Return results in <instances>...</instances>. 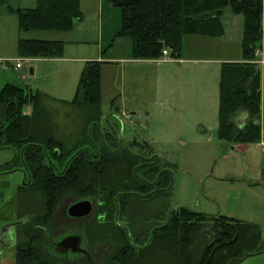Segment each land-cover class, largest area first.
I'll return each instance as SVG.
<instances>
[{
    "label": "trees",
    "instance_id": "1",
    "mask_svg": "<svg viewBox=\"0 0 264 264\" xmlns=\"http://www.w3.org/2000/svg\"><path fill=\"white\" fill-rule=\"evenodd\" d=\"M108 1L120 9L121 26L114 38H130L133 58L143 60L158 59L166 49L180 58L187 35L221 36V16L228 5L243 14V61L222 67L219 134L233 144L262 141L264 122L258 118L264 84L261 69L250 60L256 49L264 48V0ZM10 10L23 32L70 31L84 16L80 0H36L35 7ZM64 48L63 40L19 38L20 56L60 58ZM103 63L87 60L74 98L57 100L86 111L78 136L60 132L47 105L55 100L49 94L11 82L0 89V149L14 151L0 170L23 171L16 203L34 197L39 205L31 212H17L24 221L18 228L15 264H240L262 253L258 223L171 207L175 164L146 142H124L116 132L102 130ZM242 115L243 123L238 120ZM67 198L95 201L94 214L77 221L72 230L82 236L86 254L66 256L52 235Z\"/></svg>",
    "mask_w": 264,
    "mask_h": 264
},
{
    "label": "rangeland",
    "instance_id": "2",
    "mask_svg": "<svg viewBox=\"0 0 264 264\" xmlns=\"http://www.w3.org/2000/svg\"><path fill=\"white\" fill-rule=\"evenodd\" d=\"M5 4L0 5V59L20 57L21 37L50 39L60 36L56 30L20 31L17 14ZM105 18L106 29L112 34L109 39L115 40V47L110 45L112 40L105 41L101 52L94 45L65 47L62 57L66 60L36 61L35 75L30 74L28 64L17 71L10 64L12 62L0 61V89L11 82L28 85L56 99L69 101L75 96L87 60L75 62L67 60L68 57L94 59L100 55L98 60L102 61L111 56L134 59L131 39L114 38L121 26L120 9L114 7L106 12ZM262 19L264 27V9ZM221 22L224 33L219 37L185 36L180 58H174L166 49L168 54L163 53L158 59L104 61L101 70L102 116L99 123L103 131L116 132L124 142H146L158 156L175 164L171 207L185 206L200 212L203 207L214 210L222 208L231 212L223 214L258 223L264 237V204L256 210L254 205L255 201L264 202V191L248 187L252 169L264 166V144H233L223 141L219 134L222 67L226 63L243 61L241 40L244 16L234 13L228 5ZM47 103L60 132L66 137L72 134L78 136L77 127L82 125V116L86 111L61 102L57 104L48 100ZM262 108L258 118L261 123L264 122V104ZM30 109V106L24 108L26 112ZM13 156L11 148L0 149V166ZM23 181L24 173L21 170H0V225L13 223L19 217L18 210L31 212L38 208L34 197L19 202L20 205L16 203V192ZM212 198L216 200L211 201ZM76 200L67 198L58 210L52 233L56 241L76 228L77 221L68 219L64 211ZM15 232L13 226L7 239L12 240ZM0 251L2 258L15 259L14 243L0 244Z\"/></svg>",
    "mask_w": 264,
    "mask_h": 264
},
{
    "label": "crops",
    "instance_id": "3",
    "mask_svg": "<svg viewBox=\"0 0 264 264\" xmlns=\"http://www.w3.org/2000/svg\"><path fill=\"white\" fill-rule=\"evenodd\" d=\"M8 4V8H31L36 6V0H4V3L1 4ZM0 4V5H1ZM5 4V5H6ZM12 4H18V5H12ZM81 9L83 11V18L79 21H77L70 31H58L60 36L58 38L52 37L50 39H57V40H63L65 42V47L68 46H87L90 47V45H94V47H97L99 52L103 50L105 46V41L108 42L110 40L111 47H115V40L109 39L111 38L112 34L111 32L107 31L106 29V18L105 14L106 12L113 10L115 7L112 3H110L108 0H80ZM227 31V29H226ZM32 38V37H31ZM43 37H41L42 39ZM44 39V38H43ZM120 39V38H119ZM110 47V48H111ZM264 50V49H263ZM128 51V50H127ZM126 51V53H127ZM130 53V51H129ZM263 57H264V51H263ZM71 61L75 62H84L88 59H91V57H68ZM99 57H94V59H99ZM102 58V57H101ZM66 60L64 57L60 58H34L31 62L26 63L28 64V67L30 68V74L35 75L36 74V61H44V62H58L62 60ZM107 60H104L106 62H113V61H144L143 59H132L129 56L126 57H118V56H111L107 57ZM93 60V59H91ZM242 60V59H241ZM102 61V60H100ZM181 61V60H180ZM25 64V65H26ZM24 65V66H25ZM66 72V71H65ZM55 98V97H53ZM59 99L50 100L51 102L58 103L57 101ZM243 116V115H242ZM241 123L245 121V115L243 117H240ZM258 144H264V133L262 136V141ZM253 173L250 179V182L248 183V187H256L260 188L264 191V166L260 167L258 169H252ZM255 171V172H254ZM242 175L243 173L240 172ZM211 201H215V198L210 199ZM264 202L262 200L255 201V210L256 208H260ZM202 212L208 213V214H223L224 209L220 208L218 210L211 209L210 207L203 209H200ZM227 214H230V211L226 212ZM234 214V213H233ZM0 264H15L14 260L11 261L9 259L6 260V258H2V254L0 253ZM240 264H264V251L259 254L251 255L243 259Z\"/></svg>",
    "mask_w": 264,
    "mask_h": 264
},
{
    "label": "water",
    "instance_id": "4",
    "mask_svg": "<svg viewBox=\"0 0 264 264\" xmlns=\"http://www.w3.org/2000/svg\"><path fill=\"white\" fill-rule=\"evenodd\" d=\"M95 212V201L91 199H81L68 208V214L72 217H87ZM82 237L78 234L65 236L58 245L64 250H72L73 252L85 251L81 247Z\"/></svg>",
    "mask_w": 264,
    "mask_h": 264
},
{
    "label": "flooded vegetation",
    "instance_id": "5",
    "mask_svg": "<svg viewBox=\"0 0 264 264\" xmlns=\"http://www.w3.org/2000/svg\"><path fill=\"white\" fill-rule=\"evenodd\" d=\"M24 182V181H23ZM78 201V200H77ZM76 202V201H75ZM74 203V202H73ZM72 203V204H73ZM70 206V205H69ZM68 208L69 207H67V208H65L64 209V211H65V216H67L68 217V219H70V220H76V221H79V220H82V221H84V220H86V219H88V218H90L92 215H90V216H87V217H79V218H77V217H72V216H70L69 214H68ZM95 209H96V204H95ZM59 213V212H58ZM58 213H57V215H56V218H57V216H58ZM23 221H24V218H20V217H18V218H16V220L13 222V223H7V222H5V223H3V224H1L0 225V244H4V246H5V244H7V243H9V242H11V243H14V246H15V244L17 243V240H18V228H19V226L23 223ZM15 227V233H13V239L12 240H8L7 238V236L8 235H10V231H11V228L12 227ZM75 234H77V233H70V234H67V236L68 235H75ZM78 235H80V234H78ZM81 236V235H80ZM65 237V236H64ZM63 237V238H64ZM82 237V236H81ZM62 238V239H63ZM62 239H60L59 241H61ZM59 241H56V246L58 247V249L62 252V253H65L66 254V256H68L69 254H71V253H84V254H86V253H88V248L86 247V245L83 243V238H82V244H81V247L82 248H84L85 249V251H81V252H73L72 250H64L63 248H61L59 245H58V243H59ZM16 251V250H15ZM0 253L2 254V252L0 251ZM15 256H16V254H15ZM14 262H15V259H14Z\"/></svg>",
    "mask_w": 264,
    "mask_h": 264
},
{
    "label": "built area",
    "instance_id": "6",
    "mask_svg": "<svg viewBox=\"0 0 264 264\" xmlns=\"http://www.w3.org/2000/svg\"><path fill=\"white\" fill-rule=\"evenodd\" d=\"M263 47H260L258 49H256V52H255V55L256 57L252 60H250L251 63H254V64H257L259 66V68L261 69V72L264 73V57H263ZM165 54H168L167 53V50L164 51ZM0 61H4V62H12L10 64L13 65L14 69L19 71L21 70L24 65L26 63H29L32 61L31 58H28V57H23V56H20V57H17V58H7V59H0Z\"/></svg>",
    "mask_w": 264,
    "mask_h": 264
}]
</instances>
